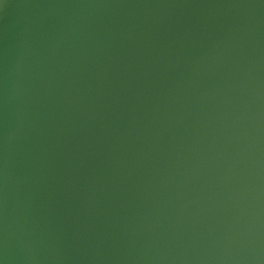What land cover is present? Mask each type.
Listing matches in <instances>:
<instances>
[{
    "label": "water",
    "instance_id": "95a60500",
    "mask_svg": "<svg viewBox=\"0 0 264 264\" xmlns=\"http://www.w3.org/2000/svg\"><path fill=\"white\" fill-rule=\"evenodd\" d=\"M0 264H264V0H0Z\"/></svg>",
    "mask_w": 264,
    "mask_h": 264
}]
</instances>
